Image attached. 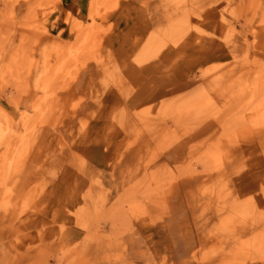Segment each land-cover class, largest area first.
<instances>
[{
	"label": "rangeland",
	"instance_id": "obj_1",
	"mask_svg": "<svg viewBox=\"0 0 264 264\" xmlns=\"http://www.w3.org/2000/svg\"><path fill=\"white\" fill-rule=\"evenodd\" d=\"M58 1L0 0V264H77L93 244L115 264H264V0H145L142 108L99 56L119 0H94L74 44L47 29ZM92 60L109 74L86 117L73 84ZM55 215L82 246L37 235Z\"/></svg>",
	"mask_w": 264,
	"mask_h": 264
},
{
	"label": "crops",
	"instance_id": "obj_2",
	"mask_svg": "<svg viewBox=\"0 0 264 264\" xmlns=\"http://www.w3.org/2000/svg\"><path fill=\"white\" fill-rule=\"evenodd\" d=\"M144 1L119 0L117 10L113 14H110L107 23L96 20L97 24L101 27L111 26L113 28L103 39L102 42L105 44V50L104 53L101 51V55L99 56L103 58V61L111 56L115 59L118 66L123 67L122 75H116L117 78L119 77L116 86L121 92L128 93L130 99L133 101L130 100L132 104L139 108L149 106L155 100V96L152 97L149 94V92L154 90V85L151 83L152 68L150 67L152 64L148 65L144 62L141 64L140 61L143 58H151V60L153 58L145 56L143 53L147 43L157 42L158 20L154 19L150 13L154 8L153 4L150 3L149 6L145 7ZM93 2L94 0H59L54 10L49 14L47 29L50 36L63 43L74 44L77 42L78 38L75 27L93 24L90 19ZM142 12L146 13L143 14ZM153 66L155 65L153 64ZM107 74L109 73L105 72L102 67L96 65L92 60L87 62L76 77L73 84L74 97L75 99H83L80 107L85 108L84 115L86 117H90L92 114H99L100 110L96 109L99 105H95L94 100L105 97ZM148 74L149 77L147 78ZM99 153L104 154V152ZM95 161L98 165L102 166L105 159L101 158L97 160L93 158L92 163H95ZM44 219V217H41L39 221H43ZM57 220L55 215L50 220L52 223H48V227L44 225L37 227V235L59 236V244L65 246L64 248L66 246L70 248L82 246L85 242L84 235L87 233H84L81 228L75 226H68L64 228L65 230H61L62 221L56 222ZM68 235H72L73 238L67 240L66 237ZM66 240L70 243L67 245L65 243L62 244ZM113 250L110 248L99 249V246L93 244L91 245L92 252L86 255V260L80 261L79 256L77 264H115V260L112 259H114L113 257L116 254L113 253Z\"/></svg>",
	"mask_w": 264,
	"mask_h": 264
}]
</instances>
